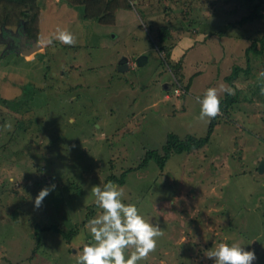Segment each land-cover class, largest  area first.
<instances>
[{
	"label": "rangeland",
	"instance_id": "obj_1",
	"mask_svg": "<svg viewBox=\"0 0 264 264\" xmlns=\"http://www.w3.org/2000/svg\"><path fill=\"white\" fill-rule=\"evenodd\" d=\"M69 1L36 0L42 45L32 49L19 8L5 19L13 4L0 0V264H76V252L92 240L88 221L102 214L91 188L108 182L164 232L139 264H214L205 252L220 243L254 250L253 264H264V95L257 78L264 54L247 53L264 33V6L135 0L101 23ZM165 25L175 37L162 42ZM58 29L77 43H60ZM178 37H186L183 48L198 37L196 45L213 43L216 51L185 53L202 57L185 68L171 58ZM140 54L145 64L119 68L123 56ZM235 65L242 69L232 84ZM222 84L237 98L217 116L209 141L173 151L161 168L169 133L208 134L211 120L199 119V100ZM52 185L36 209V196Z\"/></svg>",
	"mask_w": 264,
	"mask_h": 264
},
{
	"label": "clouds",
	"instance_id": "obj_2",
	"mask_svg": "<svg viewBox=\"0 0 264 264\" xmlns=\"http://www.w3.org/2000/svg\"><path fill=\"white\" fill-rule=\"evenodd\" d=\"M135 3V0H129ZM55 39L68 46L77 43L76 37L67 30H57ZM49 44L52 43L50 39ZM261 81L260 94L264 95V71L258 74ZM235 94V89L220 85L206 90L201 104L200 120H211L221 115L220 93ZM11 182L15 183L14 179ZM55 189V185L43 188L35 198L34 207L39 209L44 199ZM96 206L102 210L88 221L86 227L92 240L76 252V264H139L157 248L158 239L164 232L159 225L149 222L134 203H124L126 194L122 187L108 182L103 187L91 188ZM130 252V255L128 254ZM214 264H253L257 259L255 251H247L239 243H220L205 252Z\"/></svg>",
	"mask_w": 264,
	"mask_h": 264
},
{
	"label": "trees",
	"instance_id": "obj_3",
	"mask_svg": "<svg viewBox=\"0 0 264 264\" xmlns=\"http://www.w3.org/2000/svg\"><path fill=\"white\" fill-rule=\"evenodd\" d=\"M251 1H255V0H251ZM10 2H12L13 4V9L16 8V11H17V9L19 8L18 14H17L18 18L26 21V24H27L26 33L29 36L35 38L34 39L35 41L33 42L35 43L36 41L39 40V33H40L39 30L36 31L37 30L36 26L38 22L40 21V14H39L40 10L37 7V5H35L37 4L36 0H10ZM69 2H71V4L73 5L84 4L86 15L88 17L97 19L101 23H107V22L113 21L115 18V11L119 7L124 6V5L130 6L128 0H73ZM256 6H257L256 7L257 9L260 8V6H264V0H257ZM12 11H15V9L6 10L5 19L7 17V14L11 16ZM171 36H172V29L169 25H165L159 29L158 37H159V40H161L162 42L167 41ZM164 48L166 49L167 47L164 46ZM250 51L255 52L257 54H264V33L261 37L254 39L253 42L247 47L248 54ZM167 54H170L169 49L167 50ZM132 62L135 65L136 58H134ZM241 69L242 67L239 65L234 66L232 73L228 75L227 77L230 83H232L238 77ZM247 70L250 71L249 67ZM236 98H237V93H235L234 95H229L227 92H225L224 97L220 99L221 100V113H223L224 116L227 115L226 113H224L225 107L227 106L230 107L231 103H233L236 100ZM216 118L211 119L208 134L203 137H196L194 135H189L185 138H181L175 133H169L167 143L164 146L165 153L162 155V158L157 160L161 168L164 167L165 162L171 156V153L173 151H177V152L183 151V150L190 151L194 148H198L206 144L210 139L213 128L215 127ZM148 155L153 156V154L151 153H148Z\"/></svg>",
	"mask_w": 264,
	"mask_h": 264
},
{
	"label": "crops",
	"instance_id": "obj_4",
	"mask_svg": "<svg viewBox=\"0 0 264 264\" xmlns=\"http://www.w3.org/2000/svg\"><path fill=\"white\" fill-rule=\"evenodd\" d=\"M39 35L41 36V33H39ZM172 36L173 37H175L174 36V33L172 32ZM172 36L170 37V38H172ZM42 37V36H41ZM186 37H182V38H179L178 37V39L177 40H179L180 42H176V43H174V46H173V52H171V58H172V56H173V58H178V61H179V63H182L183 64V66L185 67V68H187L189 65H191V64H193V60H196V63L197 62H200V60H201V58L202 57H199V58H195V59H193V57H189L187 54H185V53H187V52H194L193 50L194 49H196L197 47H206V46H208V44H205V45H203V44H198V45H196L195 44V40L196 39H198V37H195V38H193L190 42H189V44L188 45H186L184 48L182 47V42H183V40L185 39ZM40 40V39H39ZM38 40V42L40 43V41ZM193 42V43H192ZM212 42V41H211ZM41 45H42V43H40ZM211 44H213V43H210V45L208 46V51L210 52V53H214L215 51H216V49H214V48H211L210 46H211ZM183 55H185V57L183 58ZM209 58H214V56H211L210 55V57ZM183 60H185L184 62H183ZM133 60H130V65L133 63L132 62ZM212 61V60H211ZM199 64V63H198ZM224 80H226V78H224ZM167 96H169V94H167ZM170 97V96H169Z\"/></svg>",
	"mask_w": 264,
	"mask_h": 264
},
{
	"label": "water",
	"instance_id": "obj_5",
	"mask_svg": "<svg viewBox=\"0 0 264 264\" xmlns=\"http://www.w3.org/2000/svg\"><path fill=\"white\" fill-rule=\"evenodd\" d=\"M28 46H29V48L37 49V48L41 47V44L38 41H36L33 44H28ZM147 60H148V57L146 54H140L136 57V62L140 65L145 64L147 62ZM129 62H130V58L128 56H123L121 58V60L119 61V68L120 69H129V67H130ZM260 169H261V171H264V159H262V161L260 163Z\"/></svg>",
	"mask_w": 264,
	"mask_h": 264
},
{
	"label": "built area",
	"instance_id": "obj_6",
	"mask_svg": "<svg viewBox=\"0 0 264 264\" xmlns=\"http://www.w3.org/2000/svg\"><path fill=\"white\" fill-rule=\"evenodd\" d=\"M176 92H177L178 94H180V89L176 88Z\"/></svg>",
	"mask_w": 264,
	"mask_h": 264
}]
</instances>
